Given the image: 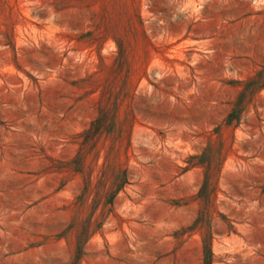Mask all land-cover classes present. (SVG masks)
<instances>
[{
	"label": "rangeland",
	"instance_id": "1",
	"mask_svg": "<svg viewBox=\"0 0 264 264\" xmlns=\"http://www.w3.org/2000/svg\"><path fill=\"white\" fill-rule=\"evenodd\" d=\"M204 246L264 264V0H0V264Z\"/></svg>",
	"mask_w": 264,
	"mask_h": 264
},
{
	"label": "trees",
	"instance_id": "2",
	"mask_svg": "<svg viewBox=\"0 0 264 264\" xmlns=\"http://www.w3.org/2000/svg\"><path fill=\"white\" fill-rule=\"evenodd\" d=\"M235 117H236V114H235ZM232 119H233V116H232ZM204 264H212V252L209 248H207V246H204Z\"/></svg>",
	"mask_w": 264,
	"mask_h": 264
}]
</instances>
